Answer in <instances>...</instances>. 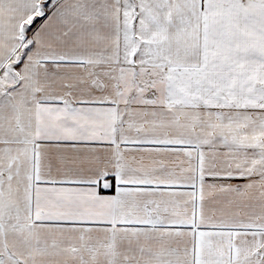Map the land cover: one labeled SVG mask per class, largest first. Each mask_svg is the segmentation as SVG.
<instances>
[{"label": "snow or ice", "instance_id": "1", "mask_svg": "<svg viewBox=\"0 0 264 264\" xmlns=\"http://www.w3.org/2000/svg\"><path fill=\"white\" fill-rule=\"evenodd\" d=\"M0 264H264V0H0Z\"/></svg>", "mask_w": 264, "mask_h": 264}]
</instances>
